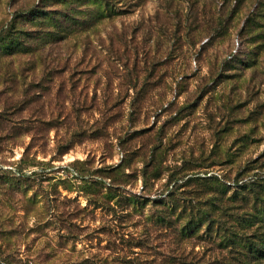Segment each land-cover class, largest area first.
<instances>
[{
    "label": "rangeland",
    "instance_id": "1",
    "mask_svg": "<svg viewBox=\"0 0 264 264\" xmlns=\"http://www.w3.org/2000/svg\"><path fill=\"white\" fill-rule=\"evenodd\" d=\"M264 0H0V264H264Z\"/></svg>",
    "mask_w": 264,
    "mask_h": 264
},
{
    "label": "trees",
    "instance_id": "2",
    "mask_svg": "<svg viewBox=\"0 0 264 264\" xmlns=\"http://www.w3.org/2000/svg\"><path fill=\"white\" fill-rule=\"evenodd\" d=\"M259 260H264V254L260 255L259 258H257Z\"/></svg>",
    "mask_w": 264,
    "mask_h": 264
}]
</instances>
